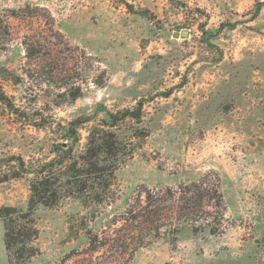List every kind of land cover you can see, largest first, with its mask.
I'll use <instances>...</instances> for the list:
<instances>
[{"label": "rangeland", "instance_id": "obj_1", "mask_svg": "<svg viewBox=\"0 0 264 264\" xmlns=\"http://www.w3.org/2000/svg\"><path fill=\"white\" fill-rule=\"evenodd\" d=\"M0 93V208L26 212L32 171H64L59 145L80 117L72 157L98 124L123 147L104 202L58 186L35 206L25 264H264V0H0ZM138 104L140 120L108 128ZM216 179L223 208L202 210L218 234H168L179 189ZM147 191L164 197L158 238L132 222Z\"/></svg>", "mask_w": 264, "mask_h": 264}, {"label": "trees", "instance_id": "obj_2", "mask_svg": "<svg viewBox=\"0 0 264 264\" xmlns=\"http://www.w3.org/2000/svg\"><path fill=\"white\" fill-rule=\"evenodd\" d=\"M7 97L0 93V102L7 103ZM141 104L134 113L124 111L121 114V119L118 115L109 114L108 128H112L119 121H125L128 117L133 120L141 119ZM90 119L78 118L69 124V128L64 129L65 140H70L71 145L60 144V149L67 148L65 151L58 150V157L61 160L58 166L66 168L64 171L55 176L52 168L53 163L42 165L38 171L34 173V179L30 184V201L29 208L22 213L13 207L0 208V220L4 225V246L7 253L9 264H25L32 257L37 255L38 250L32 246L33 240L36 239L38 231L32 219V211L36 205L41 204L46 207L53 206L59 197L58 186L68 196H74L83 204L88 202L102 203L106 200V193L112 186L115 178V172L122 160L123 147L117 135L110 129H105L98 124L92 126L87 133L85 143L78 157H72V146L79 144L80 135L78 130L84 124L89 123ZM66 164V165H63ZM21 162V166H23ZM31 173V172H28ZM205 182L191 183L179 189V196L176 200L177 204L173 208L174 220L170 225L171 233L176 237L182 228L188 226L193 232L200 231L206 227L211 235L218 234L219 229L211 228L209 221H203V208L209 203L214 209H221L222 195L219 191V180L207 189ZM169 198L174 200L173 192L166 191ZM147 202L151 207L142 215L132 216V222L142 225V230L151 232L155 238L160 237L163 231L164 222L162 221L163 212L161 205L164 202V197L160 193L147 191ZM157 196V198H155ZM216 215H219L216 212ZM139 218L142 221H138ZM140 219V220H141ZM221 219L217 224L220 225ZM216 217L214 218L215 222ZM211 228V229H210ZM93 243V242H92ZM142 244L139 247H145ZM91 250H96V246L90 243Z\"/></svg>", "mask_w": 264, "mask_h": 264}]
</instances>
